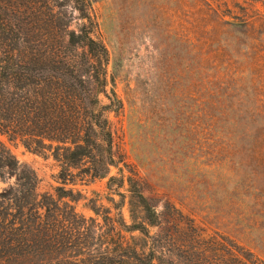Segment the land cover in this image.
Instances as JSON below:
<instances>
[{
  "label": "rangeland",
  "instance_id": "374dc122",
  "mask_svg": "<svg viewBox=\"0 0 264 264\" xmlns=\"http://www.w3.org/2000/svg\"><path fill=\"white\" fill-rule=\"evenodd\" d=\"M90 14L110 51L107 94L114 88L123 107L106 113L117 160L108 177L73 170L76 210L96 217V204L102 216L143 222L127 185L108 184L131 168L160 214L151 233L163 232L177 264L228 239L264 259V0H92ZM84 22L75 13L73 27ZM0 139L36 171L39 194L55 193L51 153ZM14 184L0 178V192Z\"/></svg>",
  "mask_w": 264,
  "mask_h": 264
},
{
  "label": "trees",
  "instance_id": "16d2710c",
  "mask_svg": "<svg viewBox=\"0 0 264 264\" xmlns=\"http://www.w3.org/2000/svg\"><path fill=\"white\" fill-rule=\"evenodd\" d=\"M91 4L0 0V134L19 139L29 151L51 153L60 166L55 193L39 194L36 171L0 139V178H15L0 192V264H177L174 252L161 244L163 232L151 233L160 226V214L131 168L108 184L127 185L143 222L128 225L109 209L102 216L96 204V217H87L74 204L79 192L66 187L75 184L73 170L105 178L117 165L106 113L123 107V101L114 88L113 97L107 94L110 51L91 34ZM75 13L89 25L74 28ZM132 211L136 219L134 206ZM194 253L193 264H264L232 239L212 240Z\"/></svg>",
  "mask_w": 264,
  "mask_h": 264
}]
</instances>
